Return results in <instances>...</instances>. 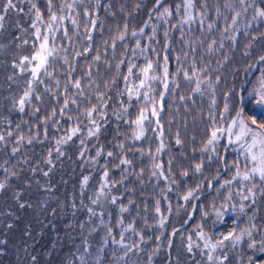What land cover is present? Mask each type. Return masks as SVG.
Wrapping results in <instances>:
<instances>
[{"label":"trees","instance_id":"1","mask_svg":"<svg viewBox=\"0 0 264 264\" xmlns=\"http://www.w3.org/2000/svg\"><path fill=\"white\" fill-rule=\"evenodd\" d=\"M13 3L0 264H264V179L234 137L264 123V0Z\"/></svg>","mask_w":264,"mask_h":264},{"label":"snow or ice","instance_id":"2","mask_svg":"<svg viewBox=\"0 0 264 264\" xmlns=\"http://www.w3.org/2000/svg\"><path fill=\"white\" fill-rule=\"evenodd\" d=\"M191 3H189L188 7H191ZM16 7V5L13 3V0H6V7L3 9L4 13L6 14L8 9H14ZM22 11V10H21ZM260 16H264V9H261L260 12L258 13ZM5 19V15H0V28L3 27V20ZM53 19H55V17H53ZM46 47V40L45 43L41 45V49L43 50ZM34 59H37L40 61V67H42L45 63V57L41 54V53H37V55L35 57H33ZM29 58L28 57H24L23 60L27 61ZM262 60H264V57H261ZM78 86V85H77ZM261 93H264V87H262L261 89ZM27 95V93H26ZM253 99L255 100V103L257 105L258 108H264V94H260V93H254L253 94ZM21 105H23L24 100L21 99L20 101ZM238 116H240L241 114L238 113ZM143 120V116L141 117L140 120L137 121V123H141ZM236 121H233V124L235 125ZM240 125H241V129H240V133L237 135V139H241L242 137H244L247 133L251 132L253 135V145H255V143L257 142V137L260 138L259 142L261 144H264V132L260 131V130H264V123L262 124H257V121L255 119H253L251 121V125L252 127H249L248 124L241 119L240 120ZM219 131H223L222 129H217L216 131H213L211 133V139L208 141V143L211 145L213 143V141L217 138V132ZM3 137L0 136V140H2ZM179 142V141H178ZM253 160H256L257 157L253 156L252 157ZM260 167L259 168H253L252 171L258 172L260 174L261 179H264V148L261 149V158H260ZM239 175V173H237ZM245 179H249V177L246 175L244 177ZM3 185L0 184V188H2ZM189 196L191 195V193L188 194ZM188 197L186 196L185 199H187ZM247 198V197H245ZM251 233H249L250 235ZM234 233H229L227 236L224 237V240H230L233 237ZM241 239L240 236L236 237V240L239 241ZM220 244L223 243V241L219 242ZM218 245H213V247H217ZM253 247L255 245H252ZM190 250V249H189ZM209 259H211V257H209ZM225 259H227V257H225Z\"/></svg>","mask_w":264,"mask_h":264},{"label":"rangeland","instance_id":"3","mask_svg":"<svg viewBox=\"0 0 264 264\" xmlns=\"http://www.w3.org/2000/svg\"><path fill=\"white\" fill-rule=\"evenodd\" d=\"M45 43V41L44 40H42L40 43H39V47H38V49H37V51L35 52V54H34V56L33 57H35L36 55H37V53H41L44 57H46V48L47 47H45L43 50L41 49V45L42 44H44ZM26 63V64H25ZM27 64L29 65V67L31 68V69H33V70H36L37 68H39L40 66V61L39 60H37V59H34V58H31V59H28L27 61H25L24 63H23V65H26L27 66ZM28 67V66H27ZM235 127V126H234ZM228 128H229V126H228ZM240 129H241V126H239V128L236 130V132L234 133V137H235V139L236 140H238L237 139V135L240 133ZM228 131V130H227ZM234 132V128H233V130H232V132L231 133H233ZM230 133V134H231ZM257 139V142L255 143V145H253V135H252V133L251 132H249V133H247L244 137H242L241 139H239V140H246V142H245V149L249 152V153H251L253 156H256L257 157V159H256V162H257V165H258V168L261 166L260 165V158H261V143L259 142V140H260V138L259 137H257L256 138Z\"/></svg>","mask_w":264,"mask_h":264},{"label":"bare ground","instance_id":"4","mask_svg":"<svg viewBox=\"0 0 264 264\" xmlns=\"http://www.w3.org/2000/svg\"><path fill=\"white\" fill-rule=\"evenodd\" d=\"M234 124H233V122L230 124V126H229V131H230V133L232 132V130H233V128H234Z\"/></svg>","mask_w":264,"mask_h":264},{"label":"water","instance_id":"5","mask_svg":"<svg viewBox=\"0 0 264 264\" xmlns=\"http://www.w3.org/2000/svg\"><path fill=\"white\" fill-rule=\"evenodd\" d=\"M233 121H235L234 119L231 121V123L233 122ZM230 123V124H231ZM229 134H230V131L228 132V136H227V140H228V142L230 141V136H229Z\"/></svg>","mask_w":264,"mask_h":264}]
</instances>
